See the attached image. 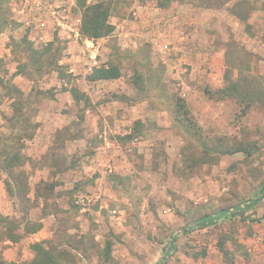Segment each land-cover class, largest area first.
Returning <instances> with one entry per match:
<instances>
[{
    "label": "rangeland",
    "instance_id": "374dc122",
    "mask_svg": "<svg viewBox=\"0 0 264 264\" xmlns=\"http://www.w3.org/2000/svg\"><path fill=\"white\" fill-rule=\"evenodd\" d=\"M11 1L5 0L7 12ZM47 2L65 9L74 23L81 21L86 6L103 3L116 29L132 20L137 1ZM241 11L246 13L247 6ZM7 14L0 15V32H5L0 37L12 39L11 54L0 47V165L12 163L14 174L0 168V178L10 188V202L0 213V264H264V21L260 24V17L249 29L243 24L233 31L212 29V35L222 32L228 46L226 67L217 77L209 75V69L196 73L190 63L177 66L180 75H175L171 69L180 63H175L176 53L169 58L160 52L153 55L148 43L135 52L122 48L119 32L110 35V59L103 60L133 72L138 88L128 99L119 93L116 100H146L153 108L141 109L139 114L147 121L134 126L133 137L119 139L126 155L110 172L101 169L93 149L100 144L98 136L81 151L64 154L74 148L65 138L83 136L90 132L89 126L74 119L69 124L60 120L63 129L56 124L48 128L36 120L48 113L57 119L56 93L50 85L58 89L69 83L79 91L82 104L88 102L82 94L86 84L83 74L70 72L72 60H64L57 30L53 31L59 43L53 42L49 50L40 45L28 48L29 30L38 24L34 16L40 13L29 7L23 16L31 21L27 31L17 12ZM6 17L11 21L7 27L2 24ZM85 56L90 60L86 51L78 63ZM54 69L59 74L52 79L47 74ZM21 71L24 75L18 76ZM80 103V110L71 116L82 117ZM118 112L114 116L119 117ZM122 114L135 112L125 109ZM113 122L112 128L119 130ZM13 152L16 158L11 157ZM67 165L82 170V177L72 181L62 172ZM40 167L51 171L38 172ZM200 220L206 224L197 225Z\"/></svg>",
    "mask_w": 264,
    "mask_h": 264
},
{
    "label": "crops",
    "instance_id": "0c3cea01",
    "mask_svg": "<svg viewBox=\"0 0 264 264\" xmlns=\"http://www.w3.org/2000/svg\"><path fill=\"white\" fill-rule=\"evenodd\" d=\"M15 1L18 0L11 1L12 8L11 10L9 8L8 13L14 15L15 12H17L15 15L20 18L19 22L22 23L21 26H23L25 31H27L29 28L28 25L31 23L29 17H23L27 13L29 7L31 6L37 13H40V17L34 16V20L35 22L37 21L38 24L36 27H32L29 30V36L27 37L28 46L32 49H36V46L40 45L48 49L52 46L53 42L58 44L59 41L58 39L56 40L57 37L54 32L57 30L64 47V60H72L73 65L70 68V72L73 73L74 76H81V74H83L82 79L86 84L82 90V94H85V98L88 99V102L84 101V103H82L83 105L80 103L82 100L77 97V88L70 86L69 83H64L67 87L62 86L58 89L50 85L48 88L55 90L54 93H56V100L53 104H55L54 109H56L55 115L57 119L48 113V117L36 120L42 122L41 125L43 127L48 128L51 126L50 124H56V127H61L63 129L62 123L61 125L59 124L60 120L62 122L65 121V124H69V122L75 119L76 122L79 120L84 125L86 124V126L90 127V132H87L83 136L65 138L66 144L72 143L74 148L64 154L67 156L75 154L78 150L81 151L92 139L98 136L101 139L100 144H96L93 149L95 153L100 156V159H98L100 161L99 166H101V169L103 168L110 172L114 171V168L117 170L119 158H121L122 155H126L123 144H121L119 139H122V136L133 137L135 134L134 126L139 122L144 124L145 121H147L145 115L142 116L139 114L142 108L147 107L150 110L153 109L150 102L146 100L134 103L124 102L121 99L120 101L116 100L117 94L121 93L128 99L129 96L138 89L133 78V72H124L123 67H119L120 73L117 77L92 79L91 74L96 69L103 66L109 67L110 65L105 62V60L110 59V54L109 52L107 53L108 50H111L107 44L110 35L97 39L84 37L80 31L81 19L79 23H75L79 35L70 37L69 33L66 34L62 29L55 27L53 20L49 18H46L48 20L44 26L40 23L41 19L44 17L43 13L47 14L46 17H49V14L46 13V8L54 4H50L47 0H19V3ZM136 1L137 2L133 4L131 9L132 20H124L114 29V32H119L121 36L122 48H129V50L140 52L139 50L142 44L148 43L152 51L151 54L153 55L160 52L166 54L169 58V55L176 53L175 63H180L176 64V70L174 68L171 69L175 71V75H180V70H178L177 66L181 67L184 63H190L194 64L196 73H206L209 69L211 70L209 75H214L215 77L219 76V73L222 74L226 67L228 46L224 41V37H222V32L218 33L217 36L212 35L211 33L214 32L212 29L231 27L233 31L240 28L241 24H243L242 27L246 26V28L249 29L251 26H256V22H258L256 21L257 18H261L259 20L260 24L264 21V0ZM246 6L248 11L245 13L241 10ZM136 7H138V9H136ZM134 10L139 11L138 16H133L132 12ZM9 33L11 34L10 31ZM3 34H5V32L1 31L0 36ZM216 38H218V40H216ZM10 40L12 39H10L9 36L0 37V47L3 48V51L11 54L12 44L10 43L12 41ZM165 44L170 45L168 51L163 50ZM86 51H89L90 60H87L85 56L84 62L78 63L81 55L86 54ZM96 51L98 52L97 64H95L92 59ZM99 56L101 59H99ZM85 62H87L88 65H86ZM17 64L16 71H19L21 64L20 62H17ZM57 68H59V66ZM184 68L187 70L186 66H184ZM52 71L51 74L48 73L47 75H51L53 77L52 79H55L59 71L57 69ZM22 72L23 71L19 72L18 76H23L24 74ZM208 82L212 83L213 81L208 80ZM186 90L188 89H184V91ZM44 91L48 92L49 90L46 89ZM113 95L115 97L113 100L111 99L109 101L105 99L109 96L113 97ZM104 101H107V106H104ZM111 102L115 105L109 104ZM79 103L81 104V112L83 113L82 117L80 118L76 114L71 116V112L77 113L78 110H80ZM189 104L193 109L194 105H192V103ZM111 107H113L114 110ZM125 109L132 110V112H135V115H121ZM193 111L195 110L193 109ZM114 112H118L120 116H114ZM113 120L117 121L119 130H114L112 128L114 123ZM158 124L162 125L161 123ZM102 125H106L109 128L105 126L103 129ZM55 131L58 133L59 130L55 128ZM49 138L50 136L47 139ZM33 139V137L28 138L31 142ZM63 149L65 150V146ZM41 152H43V150ZM40 168L42 169H38V172H43L45 170L51 171V169L47 167ZM62 172L68 173L72 181H76L78 178L82 177V170L70 165L65 166ZM9 202L10 190L6 182L0 178V213L5 210Z\"/></svg>",
    "mask_w": 264,
    "mask_h": 264
},
{
    "label": "trees",
    "instance_id": "16d2710c",
    "mask_svg": "<svg viewBox=\"0 0 264 264\" xmlns=\"http://www.w3.org/2000/svg\"><path fill=\"white\" fill-rule=\"evenodd\" d=\"M4 5H5V0H0V13H1L0 15L7 16L8 12L6 11V9H4ZM109 17H110V13H109L108 7L106 8L103 3H96L93 5L86 6L82 14V22H81V27H80L81 34L84 37H89V38H94V39L111 35L114 32L115 26L110 22ZM10 22L11 21H7V17H6V21H4L2 24H4V26L6 27L10 24ZM27 46H28V43H27ZM28 48H30V46H28ZM49 49L50 48H48V50ZM119 73H120L119 67L116 65L110 64L109 67L103 66L101 68L96 69L91 74V78L92 79L94 78H113V77H117ZM16 90L20 93L21 96L24 95V92L21 89L17 88ZM17 111L19 110L17 109L15 105V112L19 113ZM0 154H3V153H0ZM4 155H7V154H4ZM11 157L16 158L17 152H13ZM0 166H1L0 168H2L9 175L14 174V171L12 170L14 165H12V163L9 164V166L7 167H3V165H0ZM22 172L23 174H26L24 170H22ZM6 184L9 188V183H6ZM205 224L206 223L203 220H200L197 223V225H205Z\"/></svg>",
    "mask_w": 264,
    "mask_h": 264
},
{
    "label": "built area",
    "instance_id": "2783aa9c",
    "mask_svg": "<svg viewBox=\"0 0 264 264\" xmlns=\"http://www.w3.org/2000/svg\"><path fill=\"white\" fill-rule=\"evenodd\" d=\"M136 9H138V7H136ZM138 12L139 11L134 10L132 12L133 16H138ZM46 13L49 14V19L53 20L55 27L62 29L66 34L69 33L70 37L79 35L76 24L72 21L71 17L65 9H61L58 5H50L46 8ZM46 21V18H42L40 21L41 25L44 26ZM169 49V44H165L163 46L164 51H168ZM97 57L98 52L96 51L92 56L95 64H97Z\"/></svg>",
    "mask_w": 264,
    "mask_h": 264
}]
</instances>
